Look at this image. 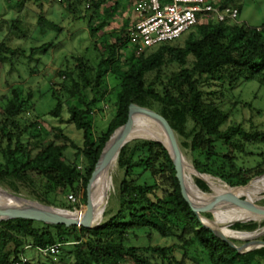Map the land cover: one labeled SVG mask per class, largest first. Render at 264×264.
I'll list each match as a JSON object with an SVG mask.
<instances>
[{"label": "trees", "instance_id": "1", "mask_svg": "<svg viewBox=\"0 0 264 264\" xmlns=\"http://www.w3.org/2000/svg\"><path fill=\"white\" fill-rule=\"evenodd\" d=\"M74 1L78 5L81 0ZM140 1L85 0L88 5L82 19L92 39L88 56L72 57L76 62L73 72L59 73L64 83L49 87L54 106L48 112L26 118L35 108L33 94L22 87H11L0 97V187L20 194V186L39 204L79 210L86 205V187L102 151L114 132L125 125L132 104L154 110L167 120L181 153L198 173L230 188L244 187L256 177L250 184L264 182V128L251 124L249 130L241 125L225 129L229 91L264 71V30L230 22H202L189 30L193 29L181 47L165 43L141 48L127 32L130 19L121 16V9L138 12ZM119 18V32L108 31ZM2 24L7 32L0 40V59L23 55L24 49L11 48L9 41H32L34 37L25 34L20 18L8 23L0 20V34ZM45 25L60 30L38 16L40 38L46 35ZM129 45L131 52H127ZM53 47L50 40L32 52ZM170 67L174 70L166 73ZM109 91H115V113L106 130L97 131L94 111ZM63 116L82 133L81 141L66 133L67 126L50 125ZM142 135L132 127L129 142L116 159L122 176L112 192L117 195L113 214L105 211V220L91 229L20 219L2 221L0 264H13L21 258L28 264H44L26 258L25 251L40 252L54 245L60 246L57 254H40L47 264H264V248L241 254L202 225L181 194L167 150L157 142L132 140ZM250 147L262 148L252 152ZM254 156L260 163H250ZM194 182L208 191L202 180L194 178ZM183 189L202 216L213 215L212 220L203 216L204 223L223 235L239 240L234 232L255 228L254 224H235L228 229L233 223H246L242 217L248 209L217 217L191 190ZM69 195L75 197L74 203Z\"/></svg>", "mask_w": 264, "mask_h": 264}, {"label": "rangeland", "instance_id": "2", "mask_svg": "<svg viewBox=\"0 0 264 264\" xmlns=\"http://www.w3.org/2000/svg\"><path fill=\"white\" fill-rule=\"evenodd\" d=\"M121 2L123 5H125L123 1ZM231 4L234 6L238 5L237 7L240 9V15L237 21L248 27L264 30V0H233ZM87 5L88 3H86L85 0H81L78 5L74 0H19L18 4L11 2L7 3L3 0H0V20H5L8 23L15 18H20L25 28V34L28 36V38H35H33L32 41L29 39L26 41L17 42L9 41L8 45L12 46L11 48L20 47L24 49L25 53L16 58L11 57L10 59H0V97L6 94L11 87H22L25 91H29L33 94L35 110L33 111L32 115L30 114L26 118L32 119L33 116L43 115L44 113L48 112L54 106V102L50 97L49 87L52 86L54 88H58V84L64 83L63 78L59 76L60 72H73L76 62L72 59V57L75 58L78 56H88L87 48L91 46L92 39L89 37L86 24L82 19L86 14L85 10L87 9ZM38 16H41L46 21H50L55 25H58L60 30H52L50 27L45 25L44 31H46V35L41 36L40 38L41 33L38 32ZM121 16L123 18L128 17L130 19L131 25L136 23L139 18L138 12L135 11L134 8L131 10L121 9ZM119 19H116L113 23H111V25L108 27V31L114 33L119 32L122 18ZM200 23H202V21H200L198 24ZM1 30L2 34H0V40L7 32L6 25L2 24ZM192 31L193 29L183 34L179 39L171 42V45L181 47ZM13 38L14 36H11L10 39ZM94 38L97 39L98 36H95ZM50 40H53L54 42L53 48L49 49L47 52H32L33 48H38L44 43H48ZM132 50V45H129L127 52H131ZM172 70H174V68L170 67L165 72L169 73ZM108 81L109 79H107V82ZM113 83L117 84L116 81ZM114 97L115 91H109L108 94L98 103V107L94 111L93 115V128L95 130H106L109 120L115 113V107L113 105ZM226 101L227 107L225 109L227 110V114H229V120L225 125V129L231 126L241 125L244 129L249 130L251 124H253L252 126L259 130L263 129L264 71L261 75L255 77L253 80L243 82L239 84L234 90L229 91ZM42 125L48 129V124L43 122ZM50 125L67 126L68 128L66 133L74 140L78 142L81 141L82 133L74 130L72 126H69L68 120L65 116H63L61 120L52 121ZM159 127L161 128L160 125ZM141 131L143 132V135L133 137L132 140H154L147 132L144 130ZM261 148L262 147H250V150L252 152H260ZM250 150L248 152H250ZM186 159L191 164L189 157H186ZM245 160H248V158H245ZM258 160L259 158L257 156L249 158L251 164L255 162L260 163ZM121 176L122 175L117 169L116 165V167L111 172V190L109 192L110 195L108 194L107 198L108 204H106V209H108H105L108 214H113L115 211L117 195L115 193L113 194L112 192L118 189ZM194 178L196 177L193 176V180ZM257 178L259 177L253 178L246 187H253L254 185L250 183ZM215 180L219 181L218 179ZM202 181L207 186L208 191H203L200 189L201 193L211 198L215 203H218L223 207L232 208L242 202V197H234L223 193L217 188L216 185L205 178H202ZM182 185L183 188L191 190L201 201L199 196L192 188L184 186L183 183ZM1 188L16 199L34 202V200L27 197L29 192H26L20 186H18L20 194H16L3 186H1ZM82 194L83 192L78 196V198H80ZM105 197L106 189L102 185L99 202L94 208L92 216H95L98 213ZM203 205L207 207L204 203ZM254 207H264L263 194L258 196L239 213H243L245 210ZM56 210L63 212L66 211L74 214H83L85 211V206L83 205L79 210L73 211L58 208H56ZM210 211L215 216L220 217L212 210ZM263 212L264 210L262 209L256 211L248 210L243 214L242 217L244 220H246V223L236 222L228 227V229L232 230L231 227L235 224L255 225V228L251 231L234 232V234L240 237L239 240H233V243L237 247L250 242L246 240H263L264 233L261 234L264 231ZM203 214L204 217H208L207 219H213L211 213ZM103 220H105V218H103ZM40 254L41 253L36 249H29L25 251L26 258L32 261H40L41 263L47 264L46 259Z\"/></svg>", "mask_w": 264, "mask_h": 264}, {"label": "bare ground", "instance_id": "3", "mask_svg": "<svg viewBox=\"0 0 264 264\" xmlns=\"http://www.w3.org/2000/svg\"><path fill=\"white\" fill-rule=\"evenodd\" d=\"M155 121L161 126V128L163 130L159 127V125ZM132 127H136L140 130H144L154 139V141H159V142L163 143L166 147L170 148L167 137H166L165 130H164L162 124L159 122V120H157L155 117L150 116L148 114H144V112L143 113L142 112L133 113L132 114L131 128ZM122 132H123V130L120 129L113 135L109 146L114 142V140L116 138L121 136ZM130 132H131V129H130ZM179 163H180V168H181L182 183L184 184V186L192 188L195 191V193L199 196L201 201L210 210L215 212L220 217H229L232 215H236L241 210H243L247 205H249L251 202H253L258 196H260L262 194L264 195V182L252 183L254 185L253 187L247 188L245 186L243 188L231 189L226 184L215 180V178H212L208 175H203L201 178H205V179L209 180L211 183L216 185L217 188L220 191H222L223 193L229 194V195L234 196V197H242L243 203H239L232 208L223 207L220 204L215 203L211 198H209V197H207L201 193L200 189L195 185L194 180H193V176L196 177L197 174L195 173L192 165L187 161L186 157H184L183 154H181V158H180ZM115 167H116V156H114V158L110 161V163L106 167L101 166L98 169V171H97V173H96V175H95V177H94V179H93V181L89 187L88 198H89V204H90V209H91L90 211H91V217H92L91 226H96L98 224H101V222L103 221V218H104L103 214H104L105 209H106V204H108L107 203L108 194L111 190V172L113 171V169ZM102 185L106 189V197L102 201L101 208L98 211V213L95 216H92V212L99 202V196H100V191H101ZM35 202L36 201L29 202V201H25V200H21V199H16V198L12 197L11 195H9L5 190H3L0 187V210L18 209V208L21 209L23 207L25 208L26 206L33 205V206L39 207L40 209L46 210L50 213H53L55 215L74 219L77 221V223L79 225L81 223H83L84 220L86 219V215H87L86 214V207H85V211L83 214H74V213H70V212H66V211L65 212L58 211V210H56V208L54 209L53 207H50V206L44 207L42 204H39L38 202L35 203ZM254 208H256V209H254ZM254 208H250L248 210H251V211H256V210H261V209L264 210V207H260V208L254 207ZM201 217H202V221L204 222L205 218L202 215H201ZM212 217H213V215H212ZM263 233H264V231L261 234H263ZM227 238H229L231 241L236 240V239H233L230 237H227ZM246 241L253 242V240H246Z\"/></svg>", "mask_w": 264, "mask_h": 264}, {"label": "built area", "instance_id": "4", "mask_svg": "<svg viewBox=\"0 0 264 264\" xmlns=\"http://www.w3.org/2000/svg\"><path fill=\"white\" fill-rule=\"evenodd\" d=\"M237 8L223 6L218 0H141L138 4V20L127 32L132 42L141 48H153L171 43L202 22H236ZM75 202V197L68 196ZM59 245L40 250L44 256L55 255ZM13 264H28L25 258Z\"/></svg>", "mask_w": 264, "mask_h": 264}, {"label": "water", "instance_id": "5", "mask_svg": "<svg viewBox=\"0 0 264 264\" xmlns=\"http://www.w3.org/2000/svg\"><path fill=\"white\" fill-rule=\"evenodd\" d=\"M136 112H142V113L144 112V114H148L150 116H153L157 120H159V122L162 124V126L165 130L166 137H167L170 148L166 147L163 143H161L159 141H154V140H149V139H140V140L157 142V143L161 144L167 150V152H168V154H169V156L173 162L174 169L176 171V178L178 179V182L180 185L181 194H182L184 200L187 202V204L191 208V210L198 217V219L200 220L202 225L204 227L208 228L209 230H211L217 238L221 239L223 242L227 243L230 247H232L233 249H235L236 251H238L241 254H244V253L256 250V249L264 248V241L263 240H255L253 242L245 243V244H242L241 246L237 247L233 243V241H231L225 235H223L219 231H216V230L212 229L211 227L207 226L202 221V217H201L200 213L194 208L193 204L191 203V201L188 199L187 195L185 194L183 186H182L181 168H180V163H179L182 153H181V150L179 148V145L177 143V140H176V137H175V134H174L172 128L170 127L167 120L158 112L151 110V109H148V108L139 107L135 104H132L129 108L128 118H127L125 125H123L122 127H120L119 129H117L114 132V134H115L118 130L122 129L123 132H122L121 136L116 138L114 140V142L109 146L111 139H112L114 134L110 137L109 141L106 143V145L102 151V154H101V156H100V158H99V160H98V162H97V164H96V166H95V168L91 174V177H90L89 182H88L87 187H86V205H85V207H86V214L87 215H86V219L84 220L83 223H81L79 225L77 223V221L74 219L55 215L53 213H50L46 210L40 209L39 207L33 206V205L26 206L25 208L23 207L21 209L18 208V209L0 210V222L20 219V220H29V221L39 222V223H43L46 225H52V226L62 225L66 228L82 227L84 229H91V228L98 226V225L91 226L92 217H91V211H90L91 209H90L89 198H88L89 187H90L98 169L101 166L106 167L110 163V161L114 158V156H116V159H117L120 150L126 144H128L129 138H130L132 114L136 113ZM193 169H194V167H193ZM194 171L197 174L196 178L202 180L201 177L204 174L198 173L195 169H194ZM219 181L222 182L221 180H219ZM235 188H243V187H235ZM231 189H233V188H231ZM240 203H243V202H240ZM43 206L46 207L45 205H43ZM258 208H260V207H258ZM254 209H256V208H254ZM263 214H264V212H263Z\"/></svg>", "mask_w": 264, "mask_h": 264}, {"label": "crops", "instance_id": "6", "mask_svg": "<svg viewBox=\"0 0 264 264\" xmlns=\"http://www.w3.org/2000/svg\"><path fill=\"white\" fill-rule=\"evenodd\" d=\"M233 0H218V2L221 4V5H232V4H229L230 2H232ZM232 6H234V5H232ZM238 6V5H237ZM236 6V7H237ZM238 8V7H237ZM239 15H240V10H239ZM239 17V16H238ZM238 19V18H237ZM230 23H233V24H242L241 22H239V21H237L236 20V22H230ZM131 25V24H130Z\"/></svg>", "mask_w": 264, "mask_h": 264}]
</instances>
